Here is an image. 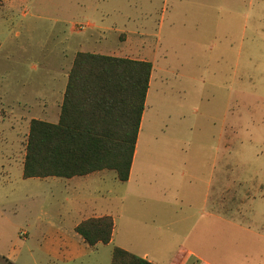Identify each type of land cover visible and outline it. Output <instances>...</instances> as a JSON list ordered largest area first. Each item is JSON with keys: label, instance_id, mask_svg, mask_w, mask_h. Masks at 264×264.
<instances>
[{"label": "rangeland", "instance_id": "374dc122", "mask_svg": "<svg viewBox=\"0 0 264 264\" xmlns=\"http://www.w3.org/2000/svg\"><path fill=\"white\" fill-rule=\"evenodd\" d=\"M0 45L5 93L10 75L69 74L78 52L151 62L134 177L108 184L116 242L262 264L250 203L264 194V0H0ZM30 89L24 106L0 105V264H52L53 231L73 204L23 178L30 121L46 102ZM161 218L177 223L171 241L152 240Z\"/></svg>", "mask_w": 264, "mask_h": 264}, {"label": "trees", "instance_id": "16d2710c", "mask_svg": "<svg viewBox=\"0 0 264 264\" xmlns=\"http://www.w3.org/2000/svg\"><path fill=\"white\" fill-rule=\"evenodd\" d=\"M153 64L78 52L69 72L58 123L30 122L23 178H73L112 170L127 182L136 153ZM112 216L75 229L90 246L112 241ZM111 264H153L115 247Z\"/></svg>", "mask_w": 264, "mask_h": 264}, {"label": "crops", "instance_id": "0c3cea01", "mask_svg": "<svg viewBox=\"0 0 264 264\" xmlns=\"http://www.w3.org/2000/svg\"><path fill=\"white\" fill-rule=\"evenodd\" d=\"M68 78L69 74L60 78L58 74L46 73L42 74L34 81H29L30 79L27 77L25 80L24 78L20 79V76L10 75L8 79V93L2 92L0 87V105L1 100H6L7 98V100L10 102H16L18 106H24L25 103H27L28 101L27 96H29V91H32L30 87L34 86L36 90H34L33 93L36 98L44 99L46 102L43 104L44 108L42 113L44 116L33 119H39L50 123H58L61 114V107L64 101V96L68 85ZM17 82H22V84H19V87L23 85V88H19L22 89V92L17 90ZM16 92L22 94H17V97H15L14 95L16 94ZM33 119H31V121ZM143 119H145L144 114L142 118L141 128L144 122ZM138 158L139 145L138 149L136 148L130 178L127 182H130L132 177H134L133 169L135 168L136 160ZM110 171L112 170H103L99 172H94L86 176L73 177L70 179L56 177L42 178L43 180L49 181L52 189H54V187H58V189L56 190L61 191V193L65 191L71 192L73 201V204H67V206H65V213L60 212V214H64V216L60 218L62 221H59L61 227L53 231V242H55L56 247L54 245L51 249L47 250L46 253L47 258L50 262H52V264H102L103 261H107L108 255L110 256L111 264L113 250L117 246L153 264H220L219 262L213 260L212 257L207 256L205 252L197 254L196 252L190 249H185L182 247L174 249L167 254L163 251L165 246L160 244H158V246L153 249V253L149 251L139 252L135 250H130L124 246L119 245L116 242L117 223L114 216H112L110 212V206L107 203V201L110 200L108 199V184L116 180L117 178L116 173L114 176L110 173ZM137 174L135 177L136 180H138ZM68 201H70L69 197L65 199L66 203H69ZM170 206L171 209H175L174 205L171 204ZM250 208L251 224L258 228L264 227V194L252 196ZM104 216H112L115 221V229L112 241L106 245L98 244L95 247H90L83 240V238L76 233L75 229L84 220L90 218H100ZM210 216L215 217L217 222H224L223 213H212ZM48 224L52 225L53 223L48 222ZM154 225L156 227L153 228L152 231V240L157 242H167L168 240L171 241L173 239L172 235L176 232V222L166 218H161L157 221L154 220ZM258 238L264 239V235H258ZM202 240L205 241V237H202ZM9 261L10 260L6 258V264H9ZM262 264H264V260Z\"/></svg>", "mask_w": 264, "mask_h": 264}, {"label": "water", "instance_id": "95a60500", "mask_svg": "<svg viewBox=\"0 0 264 264\" xmlns=\"http://www.w3.org/2000/svg\"><path fill=\"white\" fill-rule=\"evenodd\" d=\"M9 264H12V263H9Z\"/></svg>", "mask_w": 264, "mask_h": 264}, {"label": "bare ground", "instance_id": "6f19581e", "mask_svg": "<svg viewBox=\"0 0 264 264\" xmlns=\"http://www.w3.org/2000/svg\"><path fill=\"white\" fill-rule=\"evenodd\" d=\"M144 121H145V119H144Z\"/></svg>", "mask_w": 264, "mask_h": 264}]
</instances>
